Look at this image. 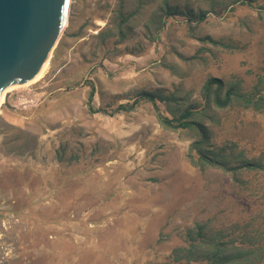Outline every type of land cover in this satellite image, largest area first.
<instances>
[{"label":"rangeland","instance_id":"rangeland-1","mask_svg":"<svg viewBox=\"0 0 264 264\" xmlns=\"http://www.w3.org/2000/svg\"><path fill=\"white\" fill-rule=\"evenodd\" d=\"M6 97L0 264H264V0H72Z\"/></svg>","mask_w":264,"mask_h":264},{"label":"water","instance_id":"water-1","mask_svg":"<svg viewBox=\"0 0 264 264\" xmlns=\"http://www.w3.org/2000/svg\"><path fill=\"white\" fill-rule=\"evenodd\" d=\"M71 4L72 0H0V100L10 88L39 75L67 26Z\"/></svg>","mask_w":264,"mask_h":264},{"label":"bare ground","instance_id":"bare-ground-1","mask_svg":"<svg viewBox=\"0 0 264 264\" xmlns=\"http://www.w3.org/2000/svg\"><path fill=\"white\" fill-rule=\"evenodd\" d=\"M48 65H49V60L46 61V63L44 64L42 70L40 71L39 75H38L34 80H32L31 82H29V83L23 85V87L29 85L30 83H32L33 81H35V80H37V79H40V78L45 74V72H46V70H47V68H48ZM16 87H22V86H15V87L10 88L9 90L14 89V88H16ZM9 90H8V91H9ZM8 91H6V92L4 93V95L1 97V100H0V109H1V107L3 106V104L7 102V97H6V95H7V92H8Z\"/></svg>","mask_w":264,"mask_h":264},{"label":"trees","instance_id":"trees-1","mask_svg":"<svg viewBox=\"0 0 264 264\" xmlns=\"http://www.w3.org/2000/svg\"><path fill=\"white\" fill-rule=\"evenodd\" d=\"M211 81H214V82H216L217 84H218V87L219 88H221L222 86H223V82H222V80H220V79H218V78H213ZM219 90V89H218ZM230 91V90H229ZM228 94H230V92H228ZM144 95H146V93H144ZM152 97V96H151ZM189 112L190 111H188V112H186L183 116H187V115H189ZM164 122H171L170 121V119H168V118H163L162 119ZM247 165H250V164H252V162L250 161V162H247L246 163ZM226 257H229V254H228V252L226 253Z\"/></svg>","mask_w":264,"mask_h":264}]
</instances>
